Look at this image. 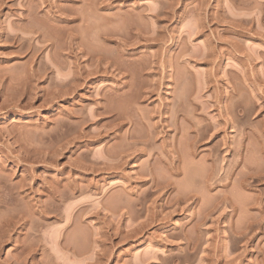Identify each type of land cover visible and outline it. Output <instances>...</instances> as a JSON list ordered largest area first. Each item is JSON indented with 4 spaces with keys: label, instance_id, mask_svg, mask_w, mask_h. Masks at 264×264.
<instances>
[{
    "label": "rangeland",
    "instance_id": "obj_1",
    "mask_svg": "<svg viewBox=\"0 0 264 264\" xmlns=\"http://www.w3.org/2000/svg\"><path fill=\"white\" fill-rule=\"evenodd\" d=\"M0 176V264H264V0H0Z\"/></svg>",
    "mask_w": 264,
    "mask_h": 264
},
{
    "label": "bare ground",
    "instance_id": "obj_2",
    "mask_svg": "<svg viewBox=\"0 0 264 264\" xmlns=\"http://www.w3.org/2000/svg\"><path fill=\"white\" fill-rule=\"evenodd\" d=\"M83 1H84V0H83ZM54 13H56V12H53V14H54ZM54 17H55V15H54ZM156 17H157V16H156ZM72 21H73V20H72ZM46 67H47V66H46ZM117 67H119V65H118ZM117 67H116V68H117ZM117 69H118V68H117ZM34 71H35V70H34ZM119 71H120V70H119ZM35 73H36V72H35ZM35 73H34V74H35ZM130 74H131V73H130ZM128 75H129V74H128ZM32 76H33V75H32ZM30 78H31V76H30ZM130 78H131V77H130ZM32 79H33V78H32ZM172 79H173V78H172ZM174 79H175V78H174ZM174 82H175V81H174ZM17 85H18V84H17ZM21 86H23V85H21ZM21 86H20V87H21ZM21 89H22V88H21ZM197 128H198V126H197ZM198 129H200V128H198ZM198 129H196V131H197ZM197 132H199V130H198ZM172 147H173V146H172ZM170 148H171V146H170ZM171 149H173V148H171ZM170 152H171V151H170ZM172 153H173V152H172ZM0 177H1V176H0ZM0 181H1V180H0ZM1 182H2V181H1ZM55 182H56V181H55ZM6 183H7V182H6ZM51 183H52V182H51ZM22 185L24 186V184H22ZM0 186H1V185H0ZM11 186H12V185H11ZM6 189H7V188H6ZM0 191H1V190H0ZM3 191H4V189H3ZM3 191H2V193H3ZM50 195H51V194H50ZM53 197H54V195L52 196V198H53ZM54 198H55V197H54ZM0 200H1V199H0ZM1 202L4 203V204L6 203V201H2V200H1V201H0V205H1V206H2V203H1ZM4 204H3V205H4ZM48 204H49V203H48ZM48 204H47V205H48ZM50 204H51V203H50ZM52 204H54V203H53V200H52ZM52 204H51V205H52ZM7 205H10V204L8 203ZM54 205H55V204H54ZM54 205H52L51 207L54 208ZM5 206H6V205H5ZM3 207H4V206H3ZM6 207H7V206H6ZM51 207H50V206H49V207H47V206L44 207V208L46 209V211H47L49 214H50V213H53V212L50 211V210L52 209ZM0 208H1V207H0ZM44 208L42 209V211L45 210ZM47 208H49V209L51 208V209L48 211ZM5 209H6V208H5ZM53 210H54V209H53ZM42 211H41V213H42ZM54 211H55V210H54ZM43 212L45 213V211H43ZM48 213H47V214H48ZM42 214H43V213H42ZM43 215H44V214H43ZM43 215H42V216H43ZM17 217H18V216H17ZM20 220H21V218H20ZM10 222H11V221H10ZM5 224H6V223H5ZM7 224H8L10 227L12 226V225H10L11 223H10V224L7 223ZM8 225H6V227H7ZM30 226H31V225H30ZM10 227H8V228L10 229ZM0 229H1V227H0ZM9 229H8V230L5 229V230L9 232ZM5 230H3V232H0V233H2V236H3L2 238L5 237L4 234H6V233L8 234V232L4 233ZM1 231H2V230H1ZM0 235H1V234H0ZM0 237H1V236H0ZM1 240H2V239H1ZM3 240H4V239H3ZM0 242H3V241H0Z\"/></svg>",
    "mask_w": 264,
    "mask_h": 264
}]
</instances>
